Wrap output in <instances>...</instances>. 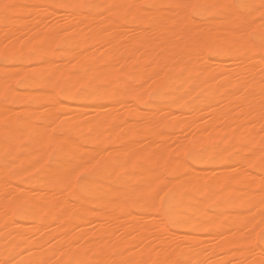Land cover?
Here are the masks:
<instances>
[{
    "label": "bare ground",
    "instance_id": "obj_1",
    "mask_svg": "<svg viewBox=\"0 0 264 264\" xmlns=\"http://www.w3.org/2000/svg\"><path fill=\"white\" fill-rule=\"evenodd\" d=\"M230 1L0 0V261L264 264V0Z\"/></svg>",
    "mask_w": 264,
    "mask_h": 264
},
{
    "label": "rangeland",
    "instance_id": "obj_2",
    "mask_svg": "<svg viewBox=\"0 0 264 264\" xmlns=\"http://www.w3.org/2000/svg\"><path fill=\"white\" fill-rule=\"evenodd\" d=\"M232 1V2H231ZM230 1V3L232 4V5H235L236 3H237V0H231ZM54 10H56V13H54V14H60V11L62 10V9H59V8H57V9H54ZM57 10H58V12H57ZM55 12V11H54ZM64 12V11H63ZM49 14H47V15H49V17H50V21H51V15L52 14H50V12H48ZM62 13V12H61ZM190 13H191V15H192V17H194L195 18V16H196V14L195 15H193V12H192V9L190 10ZM54 14H53V16H54ZM48 18V16L46 17V19ZM47 21V20H46ZM49 20L47 21V22H50ZM251 35V38H252V33L250 34ZM257 42L256 41H254V50H255V52H256V50H257V55H259L260 56V58H264V47L262 46V48H261V45H260V47H259V45H258V43L256 44ZM258 46V47H257ZM206 50H207V52H206ZM204 52H205V54H206V56L208 57V58H210V59H212L213 58V53H212V51L210 50V49H204ZM208 53V54H207ZM2 60V61H1ZM264 60V59H263ZM30 64V63H29ZM2 65V66H1ZM13 65H15V63H14V59H13V57L11 56L10 58H5V57H3V56H0V66L1 67H6V68H8V67H11V66H13ZM30 65H32V64H30ZM29 65V66H30ZM21 77H16V80L14 79L13 80V85H14V87H16V89L17 90H22V88H21V82H22V78L20 79ZM18 80V81H17ZM18 85V86H17ZM20 86V87H19ZM149 87V88H148ZM19 88H21V89H19ZM83 91V88L81 87V86H79V87H77L76 89H74V91L71 93V95L73 96V95H75V94H77L78 93V91ZM146 91L144 92V95H145V97H144V100L150 105H156V106H161V107H164V106H166V104H167V100H168V97H155V92L158 90V88L156 87V86H152V85H147V87H146V89H145ZM80 91H79V93H80ZM151 91V92H150ZM148 93V94H147ZM147 94V95H146ZM150 94V95H149ZM153 94V95H152ZM74 97H68V99H64V98H62V97H58V100L61 102V103H63V104H69V105H72L73 104V101L74 100H77V101H79L80 102V104L82 105V106H88L87 104H89V106L95 101L94 99H91V98H86V97H75L74 99H73ZM7 97H0V103L1 104H4V105H6L7 107H9L10 109H13V110H20V109H22L23 107H24V103H21V104H18L17 105V102L15 101H13L11 98H8L7 100ZM73 99V100H72ZM159 99V100H158ZM185 99H187V100H189V101H191V102H195L196 100H197V97H187V98H185ZM156 100V101H155ZM10 102H12V104H10ZM159 102H160V104H159ZM14 103H16V104H14ZM18 103H20V102H18ZM26 104V103H25ZM22 105V106H21ZM28 105V104H27ZM17 106V107H16ZM118 106V105H117ZM16 107V108H15ZM119 108V107H118ZM117 108V109H118ZM206 119H207V117H205ZM182 150H184V151H182ZM178 153H177V152ZM54 150H50V152H49V156H48V163L50 164V163H52V161H53V154H54ZM200 151H199V149H195V148H193L192 150H190V149H180V150H175V151H173L172 153H171V155H170V159L172 160V157H173V161H182L183 159H184V161H187V162H189L190 164H191V166L192 167H194V168H196V169H203V167H201V166H199V165H197V164H195L194 162H192L191 160H190V156H191V154L192 153H199ZM181 154V155H180ZM184 154V155H183ZM180 155V156H179ZM184 156V157H183ZM182 158V159H181ZM10 164V165H9ZM2 166L4 167V177L5 178H7V180L8 181H10V183L11 184H15V185H19L20 186V182L17 180V178L14 176V170H16L15 169V165H13L12 164V166H11V162L9 163V161H4L3 162V164H2ZM9 166H11L10 168H9ZM99 169V168H98ZM97 170V169H96ZM77 171V170H76ZM79 172H74L75 174L73 175V177H74V179H72L73 180V183H74V186L77 188V184H79V183H81L82 181H84V180H86L87 178H88V176L89 175H92L90 172H92V173H94L93 171H92V169H87V170H83L82 169V171L81 170H78ZM82 173V174H81ZM14 176V177H13ZM106 175H104V178H103V180H104V182L105 183H107V178L105 177ZM72 177V178H73ZM81 179H82V181H81ZM189 192V190L188 189H186V188H183V189H181L180 190V194L181 195H184L185 193H188ZM126 201H127V199H126ZM170 229L172 230V231H178V229L175 227V226H170ZM260 233H261V230L260 231H258L257 233H256V237H255V239H256V243H257V245L258 246H262V247H260L263 251H264V241H260L259 240V236H260Z\"/></svg>",
    "mask_w": 264,
    "mask_h": 264
},
{
    "label": "snow or ice",
    "instance_id": "obj_3",
    "mask_svg": "<svg viewBox=\"0 0 264 264\" xmlns=\"http://www.w3.org/2000/svg\"><path fill=\"white\" fill-rule=\"evenodd\" d=\"M15 7H16V5L9 4V3L0 4V10H2L5 13H7L10 9H14ZM182 7L192 9L193 15H195L196 14V9L199 8L200 6L199 5H194V4H185V5H182ZM199 44H201V45H205L206 44L204 38H200ZM198 54H200V53H198ZM214 54H219V53H214ZM262 59H264V58H262ZM259 240L260 241H264V229L261 230V234L259 236ZM0 264H9V262L7 260H4V261H0Z\"/></svg>",
    "mask_w": 264,
    "mask_h": 264
}]
</instances>
